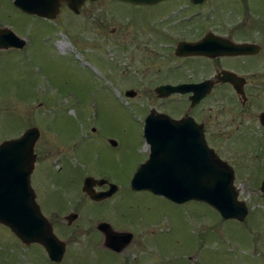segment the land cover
<instances>
[{"label": "rangeland", "instance_id": "1", "mask_svg": "<svg viewBox=\"0 0 264 264\" xmlns=\"http://www.w3.org/2000/svg\"><path fill=\"white\" fill-rule=\"evenodd\" d=\"M225 4L228 11L219 7L217 15L228 16L225 22L243 17L248 23L242 30L264 43V0ZM136 16L129 6L101 0L80 16L63 4L50 21L23 12L15 0H0V28L26 40L23 50L0 51V143L39 128L40 158L32 186L66 245L61 264H264V129L255 119L256 111L264 110V57L251 70L258 72L256 84L262 86L252 92L258 110L240 114L229 104L222 112L232 126L246 128L243 143L226 132L229 151L218 148L235 171L239 200L249 209L243 222L225 221L205 203L178 205L131 189L146 149L136 123L142 110L125 96L135 87L134 75L142 76L139 58L144 56L124 50L129 34L124 28ZM153 88H138L146 109L157 104L150 98ZM213 105L216 111L214 100L203 106ZM111 137L122 147H111ZM88 176H110L119 190L108 200L93 202L82 192ZM71 214L79 217L69 226ZM101 222L133 233L131 245L119 254L109 251L97 231ZM0 264L54 263L43 246L28 247L0 225Z\"/></svg>", "mask_w": 264, "mask_h": 264}, {"label": "water", "instance_id": "2", "mask_svg": "<svg viewBox=\"0 0 264 264\" xmlns=\"http://www.w3.org/2000/svg\"><path fill=\"white\" fill-rule=\"evenodd\" d=\"M86 1L15 0V6L25 13L54 20L64 3L75 14H79ZM121 1L137 4L152 2V0ZM192 1L201 3L204 0ZM25 46V39L10 29L0 28V49H23ZM199 46L183 44L179 48V53L197 54L196 49ZM258 48L250 44L234 45L231 52L253 54ZM196 88L185 85L161 86L156 91L161 97L195 91L196 94L192 97L195 101L196 98L200 100L203 96L197 94ZM126 96L132 98L133 91H127ZM173 127L178 130L171 129ZM145 136L151 144V153L150 158L139 167L131 180V188L134 191H148L178 205L190 201L202 202L215 209L224 220L243 222L247 218L249 209L239 200V190L235 186V171L209 147L203 126L197 125L191 118L178 122L168 116L157 118L152 114L146 120ZM39 137V129L32 127L20 137L0 144V224L8 227L24 244L42 245L51 261L61 263L66 245L55 235L52 224L43 215L31 185L37 161L35 148ZM167 137L170 138L169 141ZM110 143L113 146L117 145L114 140ZM105 184L109 183L106 180L88 177L84 181L83 192L93 201L106 200L118 191V186L109 184L108 191H95L96 186L103 187ZM261 191L264 195V182ZM77 219V214H71L66 220L71 225ZM98 229L105 236L106 248L117 253L122 252L134 238L130 232L114 230L107 222L99 224Z\"/></svg>", "mask_w": 264, "mask_h": 264}, {"label": "flooded vegetation", "instance_id": "3", "mask_svg": "<svg viewBox=\"0 0 264 264\" xmlns=\"http://www.w3.org/2000/svg\"><path fill=\"white\" fill-rule=\"evenodd\" d=\"M100 1L87 0L81 7L80 13L75 15L80 16L84 10ZM113 1L129 6L137 14L135 18L133 17L130 26L124 28L129 33L128 38L124 40V50L131 51L133 55L144 56L142 59L139 58V61L142 60L140 63L143 67L142 76L139 78L138 75H134L136 83L131 89L133 91L131 99L136 107L142 110L136 123L140 130L138 134L141 145L146 147L143 163L149 159L151 153V144L145 136V126L147 118L153 114L157 118L168 116L178 122L191 118L197 125L203 126L210 148L232 166L223 158L224 155L220 153L222 150L218 146L221 145L225 153L229 151L228 142L224 138L226 132H229V136L232 134L239 136L243 143V133L246 128L243 125L232 126L222 112L229 104L234 105L240 114L249 109L258 110L252 92L262 86L259 82L258 85L256 84L259 78L258 72L252 73L251 70L259 62H263L261 59L264 57V43L250 39L249 34L243 31L248 23L242 20L243 17L237 16L236 21L225 22L228 16L217 15L219 7L227 10L225 1L231 0H204L201 3H194L192 0H152L151 4ZM183 44L200 45L196 49L197 54H180L179 48ZM247 44L259 47L257 51L254 50L256 53L231 52L234 45ZM181 85L195 86L197 94L203 96L200 100L196 98L195 102L192 98L196 94L195 91L178 92L167 97L159 96L156 91L161 86ZM151 87L154 88L150 98L157 101V104L146 109L145 101H139L141 98L144 99V95L138 88ZM210 100H214L217 104L216 111L214 105L208 109L203 106ZM255 119L264 129V110L259 113L256 111ZM230 128L232 129L228 130ZM171 129L178 130L174 127ZM95 131L96 129L93 128V132ZM167 139L170 140L169 137ZM110 140L115 138H109L108 143ZM117 142L116 146L111 143L109 145L114 149L119 145L122 147L123 143L119 140ZM36 154L38 162L40 153L37 148ZM105 177L109 180L101 179L114 184L115 180L112 177ZM108 189V186H104L96 190ZM97 231L104 235L98 229Z\"/></svg>", "mask_w": 264, "mask_h": 264}, {"label": "bare ground", "instance_id": "4", "mask_svg": "<svg viewBox=\"0 0 264 264\" xmlns=\"http://www.w3.org/2000/svg\"><path fill=\"white\" fill-rule=\"evenodd\" d=\"M65 46H66V45H65L64 43H60V47H61V48H63V47L65 48Z\"/></svg>", "mask_w": 264, "mask_h": 264}]
</instances>
